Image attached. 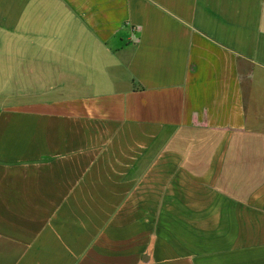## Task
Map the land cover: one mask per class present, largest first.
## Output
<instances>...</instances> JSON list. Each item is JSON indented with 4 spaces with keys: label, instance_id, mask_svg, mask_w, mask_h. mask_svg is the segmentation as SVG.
Instances as JSON below:
<instances>
[{
    "label": "crops",
    "instance_id": "crops-1",
    "mask_svg": "<svg viewBox=\"0 0 264 264\" xmlns=\"http://www.w3.org/2000/svg\"><path fill=\"white\" fill-rule=\"evenodd\" d=\"M263 73L264 0H0V264H264Z\"/></svg>",
    "mask_w": 264,
    "mask_h": 264
},
{
    "label": "rangeland",
    "instance_id": "rangeland-1",
    "mask_svg": "<svg viewBox=\"0 0 264 264\" xmlns=\"http://www.w3.org/2000/svg\"><path fill=\"white\" fill-rule=\"evenodd\" d=\"M259 74V73H258ZM246 83H253L252 77ZM256 76V74H255ZM258 76V75H257ZM258 87L252 92V88L246 89V109L248 113L249 127L264 130V73L259 75ZM254 77V73H253Z\"/></svg>",
    "mask_w": 264,
    "mask_h": 264
}]
</instances>
